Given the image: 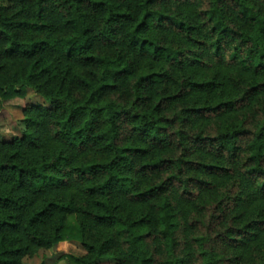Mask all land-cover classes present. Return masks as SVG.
Returning <instances> with one entry per match:
<instances>
[{"label":"trees","instance_id":"trees-1","mask_svg":"<svg viewBox=\"0 0 264 264\" xmlns=\"http://www.w3.org/2000/svg\"><path fill=\"white\" fill-rule=\"evenodd\" d=\"M6 2L0 264H264V0Z\"/></svg>","mask_w":264,"mask_h":264},{"label":"rangeland","instance_id":"rangeland-1","mask_svg":"<svg viewBox=\"0 0 264 264\" xmlns=\"http://www.w3.org/2000/svg\"><path fill=\"white\" fill-rule=\"evenodd\" d=\"M8 6L9 4L6 0H0V7ZM16 70V67L9 68L6 73L0 75V85L7 83L6 79H9ZM15 89L17 90L18 88ZM1 94L2 92L0 91V144L22 137L25 131L24 124L22 123L24 119L23 112L26 108L30 106L49 107L48 102L30 86L24 88V95L22 97L3 99ZM75 221L80 220L75 218ZM96 233L97 232L93 230L86 241L91 242ZM85 253L86 251L82 244L77 242H63L47 250L33 248L20 260V264H64L65 256L72 255L81 257L85 255ZM97 264H116V262L109 259L102 260Z\"/></svg>","mask_w":264,"mask_h":264}]
</instances>
